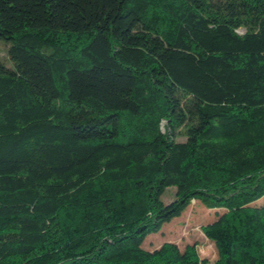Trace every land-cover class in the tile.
Segmentation results:
<instances>
[{
    "label": "trees",
    "instance_id": "obj_1",
    "mask_svg": "<svg viewBox=\"0 0 264 264\" xmlns=\"http://www.w3.org/2000/svg\"><path fill=\"white\" fill-rule=\"evenodd\" d=\"M0 40V264H264V0H0ZM193 200L215 260L144 248Z\"/></svg>",
    "mask_w": 264,
    "mask_h": 264
},
{
    "label": "rangeland",
    "instance_id": "obj_2",
    "mask_svg": "<svg viewBox=\"0 0 264 264\" xmlns=\"http://www.w3.org/2000/svg\"><path fill=\"white\" fill-rule=\"evenodd\" d=\"M7 49L6 41L0 40V57L2 59H7ZM175 193V188L168 189L163 196L164 202L166 204L171 202L175 198ZM224 211V209H208L200 201L193 200L180 217L165 224L159 232L149 235L143 246L148 250H154L164 242L171 241L183 249L187 244L197 243L202 256L215 260L217 258L215 245L208 240L201 227L211 223L216 219L217 214Z\"/></svg>",
    "mask_w": 264,
    "mask_h": 264
}]
</instances>
